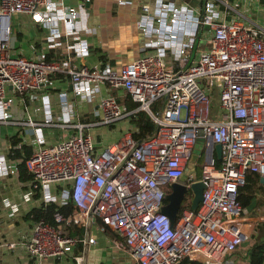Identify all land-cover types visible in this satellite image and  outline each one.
<instances>
[{
  "label": "built area",
  "instance_id": "obj_1",
  "mask_svg": "<svg viewBox=\"0 0 264 264\" xmlns=\"http://www.w3.org/2000/svg\"><path fill=\"white\" fill-rule=\"evenodd\" d=\"M157 2L154 11L149 4L142 5L139 26L147 37L143 56L120 70L106 65L67 71L74 92L89 102L106 85L107 93L99 102L103 124H115L143 110L157 129L139 140L132 122L120 140L103 148L84 132V124H74L70 117L61 126L75 133H65L54 144H46L44 135L36 132L27 160L32 186L41 190L45 202L71 204L73 209L66 216L57 208L56 224L34 223L30 237L21 243L31 257H62L77 244L94 243V238L72 236L65 229L101 219L120 237L119 247L139 264H222L250 240L254 223L264 219L252 217L239 199L249 172L264 177V26L228 20L214 0H208L200 13L171 1ZM20 13L49 27L52 40L61 35L58 21H65L68 32L74 33L83 14L58 0H0V121L11 117L14 97L9 88L20 95L37 93L66 68L61 61L8 52L13 33L9 18ZM200 26L210 33L209 47L195 50ZM78 50L83 56L88 47L80 44ZM215 86L220 104L212 117ZM116 90L140 106L127 109ZM155 103L161 109H152ZM46 123L54 124L52 119ZM201 136L222 145L220 162L214 148L207 155L205 146L200 176L195 178L191 171L182 180L192 168ZM17 171L15 163L0 155V173ZM199 181L205 184L203 199L193 210L191 186ZM174 183L187 191L172 222L162 209ZM54 185L61 186L58 193L52 192ZM74 258L83 264V255Z\"/></svg>",
  "mask_w": 264,
  "mask_h": 264
},
{
  "label": "crops",
  "instance_id": "obj_2",
  "mask_svg": "<svg viewBox=\"0 0 264 264\" xmlns=\"http://www.w3.org/2000/svg\"><path fill=\"white\" fill-rule=\"evenodd\" d=\"M58 1L83 13L79 19V30V23L74 26L76 31L70 33L65 21H58L56 26L61 35L52 40L50 28L37 22L32 15L20 13L9 18L13 29L11 47L8 49L10 54H21L31 59L44 57L47 60L61 61L66 68L54 74L45 88L37 93L20 95L12 88L8 89V94L14 97V102L9 109V120L0 121V155L15 163L18 171L0 173V264H77L75 255L84 256L83 264H139L119 247L120 237L107 228L101 219H94L85 226H67L66 233L76 237L94 238L95 242L89 245L77 244L71 253L62 257L37 259L31 257L21 244L28 240L37 221L31 211L49 204L43 200L41 190L32 186V178H26V174L20 172L19 164L34 150L36 132L44 135L46 144H54L65 133L73 134L76 131L61 126L66 117L72 118L74 124H84L90 133H94L93 128L107 126L102 123L99 107L101 96L107 93L106 85H102L101 93L89 102L74 92L68 69L82 66L94 69L110 65L120 70L123 65L143 56L146 53L144 42L147 37L139 26L142 5L149 4L154 11L158 3V0H126V3L117 0ZM167 1L173 2L177 7L187 6L200 13L208 0ZM214 1L228 20L242 19L264 26V0ZM224 3H228L230 7ZM201 34L210 40L207 27L200 26L198 37ZM80 44L88 47V52L83 56L77 54ZM114 94L122 97L125 93L116 90ZM128 102L130 103H125L126 108L132 104L131 100ZM133 117L136 116L131 115L125 120H132ZM49 119L53 120V125L46 123ZM37 127L42 129L36 130ZM60 189L61 186L54 185L52 192L58 193ZM256 191L258 190L246 193V196L258 193ZM245 203L250 207L251 203L247 197ZM257 203L258 200L253 207ZM57 204L60 205L59 202ZM251 216L254 217L252 211ZM258 222L257 226L263 223L264 219ZM257 240L264 241V237H252L242 244L243 246L239 245L225 257L222 264H250L252 247ZM10 243H15L16 246L9 248Z\"/></svg>",
  "mask_w": 264,
  "mask_h": 264
},
{
  "label": "trees",
  "instance_id": "obj_3",
  "mask_svg": "<svg viewBox=\"0 0 264 264\" xmlns=\"http://www.w3.org/2000/svg\"><path fill=\"white\" fill-rule=\"evenodd\" d=\"M139 106H140L139 103L132 102V104L130 105V107H131L130 109H132V108L137 109ZM152 109H154V110L161 109V105L158 103H155L153 105ZM131 121H133V123L138 128L137 132H135V137L139 140L147 138L148 136L154 134L156 129H157V125L155 124V122L153 121V119L151 118L149 113H147L146 111H143V110H139L138 112H136V117H133ZM29 152L30 151H27V153H29ZM31 154L24 157L23 160L21 161V163L19 164L20 172H22V174L23 173L26 174V178H32V175L29 172L27 165H26L27 159L29 156H31ZM203 154H204V150L202 151L201 157L198 160L199 162H197V164H196V172H197L198 177L200 176V172L198 171L199 170L198 167H199L200 163L203 161V158H204ZM216 161H217V163L220 162V160L217 158V156H216ZM257 187H259V188L264 187V185L261 181V176L257 173L249 172L247 174L246 184L239 191V199L243 203H245L246 202V193L255 191V188H257ZM260 197H262V193L251 194V200H249V201L253 205L254 203H256L257 199ZM57 208L60 209V211L66 216L69 215L73 209L71 204L60 206L57 203L51 202V203L45 205L44 207L34 208L31 211V214L33 215V218L37 221L38 220H45L46 222L56 224V222L54 220V213H55ZM255 231L256 232H255V234L252 235V237H256V239L264 237V222L260 223L256 227ZM250 256H251L250 264H263V261H264V241L263 240L262 241L257 240L254 243ZM195 264H199V263H195Z\"/></svg>",
  "mask_w": 264,
  "mask_h": 264
},
{
  "label": "rangeland",
  "instance_id": "obj_4",
  "mask_svg": "<svg viewBox=\"0 0 264 264\" xmlns=\"http://www.w3.org/2000/svg\"><path fill=\"white\" fill-rule=\"evenodd\" d=\"M207 47H209L208 37L204 34H201V36H199L197 38V41L195 44V50L198 48L206 49ZM171 64H172V61H170V65ZM213 92H214V98H213V102H212L211 109H210V114L212 117L217 114L218 107L220 104L219 91H218L216 86L214 87ZM128 100H129L128 96L125 94H123V96L120 97V102L125 107H126L125 103H128V104L130 103V102H128ZM129 108H127V109H129ZM130 124H131V119L130 120L129 119H126V120L123 119V120L119 121L118 124H115L112 126L107 125V126H99L98 128H93L92 130L94 133L88 132L87 129H84V132L85 133L88 132V133L92 134L98 148H103V147H106L107 145L113 143V141L116 142V141L120 140L122 138V136L126 133V131L130 128ZM200 165H201V163H200ZM200 165L198 167L199 172H200ZM255 190H258V191H256L258 193H262V197L257 199L258 203L255 204L256 205L255 207H253V205L251 204L249 208L252 211L254 217L255 218L258 217V219H259L260 217H264V187H262V188L257 187V188H255ZM248 193H250V192H248ZM246 197H247V200L248 199L251 200V196H246ZM256 226H257V222L254 223V230H253L254 233L253 234H255V232H256L255 231Z\"/></svg>",
  "mask_w": 264,
  "mask_h": 264
},
{
  "label": "water",
  "instance_id": "obj_5",
  "mask_svg": "<svg viewBox=\"0 0 264 264\" xmlns=\"http://www.w3.org/2000/svg\"><path fill=\"white\" fill-rule=\"evenodd\" d=\"M210 143V144H208ZM207 146L206 148V154L208 155V150L209 148L213 147L216 153V156L218 159H221L222 157V145L217 143L214 144L212 141L211 137L205 138L203 136L199 137L194 151H193V155L191 158V165L192 168L190 170H187L183 177L182 180H187L189 178L190 172L192 171L194 174V177H197V173L195 171V164L198 162L202 151L204 149V147ZM261 181L264 183V177H261ZM205 184L202 181L193 183L191 186L192 192H193V200H192V209L193 210H197L199 207L200 202L203 199V190H204ZM187 191L186 187L181 185L180 183H174L172 185V192L169 193L166 196V200L168 201V203L163 207L162 212L166 215H168L172 222H175L178 211L181 207V203L182 200L184 198V194Z\"/></svg>",
  "mask_w": 264,
  "mask_h": 264
}]
</instances>
